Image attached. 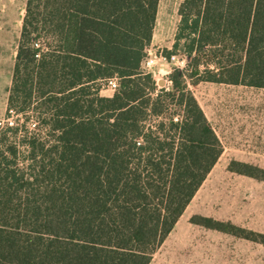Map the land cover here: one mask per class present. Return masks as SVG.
<instances>
[{"label":"trees","instance_id":"trees-1","mask_svg":"<svg viewBox=\"0 0 264 264\" xmlns=\"http://www.w3.org/2000/svg\"><path fill=\"white\" fill-rule=\"evenodd\" d=\"M159 2L26 1L6 103L23 123L0 126V264H150L224 152L190 85L264 89V0H185L189 63L163 88L144 69Z\"/></svg>","mask_w":264,"mask_h":264},{"label":"rangeland","instance_id":"rangeland-1","mask_svg":"<svg viewBox=\"0 0 264 264\" xmlns=\"http://www.w3.org/2000/svg\"><path fill=\"white\" fill-rule=\"evenodd\" d=\"M26 1L0 0V121L3 122L2 127L7 126L9 122H13L15 125L23 123V116L13 111L10 116H6V103L8 89L12 84L13 67L22 21L25 15ZM184 1L160 0L152 42L147 50L144 69L153 75L157 84L160 81H164L163 87L170 86L168 77L174 69L184 70L189 63V59L183 49L175 47L176 35L180 24L179 8ZM190 89L227 149L222 156L221 163L229 159L234 161V157L231 155L233 152L230 153L229 150L234 145L238 148L237 152L239 153H243L253 146L257 148L264 147V89L208 82L190 85ZM101 94L112 96L114 90L108 88L107 83H102ZM35 123L34 120L30 121L29 127L31 130L34 129ZM258 189L254 188L253 192L255 195L250 200H246L244 204L239 205L241 207L240 212L234 208L235 213L230 208L233 207L231 206L232 198L230 200L229 197L224 196L223 205L218 203V207L223 209H215L213 204L216 200L210 193L203 192L199 201L202 202L204 200L207 205H202L196 201L185 211L184 219L179 226L196 227L197 225L193 226L187 223L186 220L189 219L191 222L193 217L210 218V215L215 214L223 217V219H210L231 223L250 231L264 232V219L261 218L260 214ZM197 211L202 214L197 213ZM229 216H232L233 219H226ZM237 243L239 242H235L231 247L235 249ZM241 243L248 242L244 241ZM219 247L222 248L223 245ZM209 248L204 247L203 250L212 252L209 251ZM261 249H252L253 258L260 260L264 257V251ZM223 253L226 255L225 258H235L233 251ZM211 254L217 255L216 252ZM228 254L232 257H227ZM221 257L222 254L220 253Z\"/></svg>","mask_w":264,"mask_h":264},{"label":"crops","instance_id":"crops-1","mask_svg":"<svg viewBox=\"0 0 264 264\" xmlns=\"http://www.w3.org/2000/svg\"><path fill=\"white\" fill-rule=\"evenodd\" d=\"M221 142L223 144L222 140ZM223 148V154H225L227 149L225 148L224 144ZM237 149L238 148L235 147V145L229 149L230 153L233 152L231 155L234 157V161L253 164L264 169V147L257 148L253 146L245 150L243 153L237 152ZM222 156L218 163L214 166L200 190L197 192L187 210L196 201L200 202L199 198L202 196L201 194L203 192H207L210 193L216 200V202L213 204L215 209H223L222 207H218V203L223 205V198L224 196H227L230 198V200L231 198L233 199V201L231 200V206H233L230 207L231 211L235 213V208L236 211L240 212L241 207L239 205L244 204L246 200H250L251 197L255 195L253 189L259 188L258 197L260 214L261 218L264 219V181H259L257 179L230 171L229 165L232 162V159L221 163ZM200 203L202 205H207V202L204 203V200H202ZM197 213L202 214L199 211H197ZM209 217L213 219H223V217L216 216L215 214L210 215ZM231 218L233 219L232 216H229L226 219ZM183 219L184 215L181 217L160 249L156 252L150 264H264V257L258 260L257 258H253L252 255L253 248H262L261 250L264 251V244L238 238L233 234L224 231L196 226L192 224L189 219H187L186 222L196 227H189L186 225L180 227L179 225ZM242 229L264 235L263 231L256 232L254 230L250 231L245 228ZM244 241L248 243H241ZM235 242L239 243H237L235 245V249H233L231 246L232 244H235ZM220 245H223V247L220 248ZM204 247H210L209 251L212 252H205L203 250ZM229 251H233L235 258H225L226 255L223 252ZM213 252H216L217 255H212L211 253ZM220 253L222 254L221 258ZM227 257L232 256L228 254Z\"/></svg>","mask_w":264,"mask_h":264},{"label":"built area","instance_id":"built-area-1","mask_svg":"<svg viewBox=\"0 0 264 264\" xmlns=\"http://www.w3.org/2000/svg\"><path fill=\"white\" fill-rule=\"evenodd\" d=\"M119 86V80L117 78H113V79H110L108 82H107V87L112 89V90H116ZM15 124L13 122H9L8 123V126L12 127L14 126ZM0 126H3V122L0 121Z\"/></svg>","mask_w":264,"mask_h":264},{"label":"water","instance_id":"water-1","mask_svg":"<svg viewBox=\"0 0 264 264\" xmlns=\"http://www.w3.org/2000/svg\"><path fill=\"white\" fill-rule=\"evenodd\" d=\"M158 85H159L160 87H163V85H164V81H160V82H158Z\"/></svg>","mask_w":264,"mask_h":264}]
</instances>
